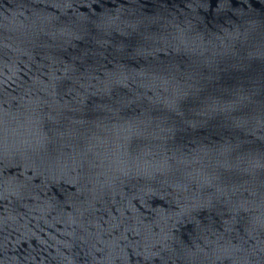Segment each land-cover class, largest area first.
<instances>
[{
	"label": "water",
	"instance_id": "water-1",
	"mask_svg": "<svg viewBox=\"0 0 264 264\" xmlns=\"http://www.w3.org/2000/svg\"><path fill=\"white\" fill-rule=\"evenodd\" d=\"M0 264H264V0H0Z\"/></svg>",
	"mask_w": 264,
	"mask_h": 264
}]
</instances>
